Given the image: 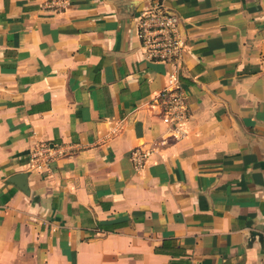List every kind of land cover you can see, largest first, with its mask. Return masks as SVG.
Returning a JSON list of instances; mask_svg holds the SVG:
<instances>
[{
  "label": "crops",
  "instance_id": "1",
  "mask_svg": "<svg viewBox=\"0 0 264 264\" xmlns=\"http://www.w3.org/2000/svg\"><path fill=\"white\" fill-rule=\"evenodd\" d=\"M48 1L0 0V264H264V0H162L189 110L168 143L170 67L137 36L152 0ZM40 142L65 151L47 173Z\"/></svg>",
  "mask_w": 264,
  "mask_h": 264
},
{
  "label": "built area",
  "instance_id": "2",
  "mask_svg": "<svg viewBox=\"0 0 264 264\" xmlns=\"http://www.w3.org/2000/svg\"><path fill=\"white\" fill-rule=\"evenodd\" d=\"M65 0H50L46 8L54 12L64 9ZM137 36L141 48L150 60L165 63L170 67L167 86L157 94L161 120L166 127L164 143L178 142L185 137L184 126L189 118L186 96L179 82L181 62L186 50V42L178 29L175 13L164 6L162 0H152L137 16ZM115 132V131H113ZM152 146H138L130 152V162L134 171H140L153 154ZM65 156L64 148L40 142L29 150L27 168L31 172L47 173L58 158Z\"/></svg>",
  "mask_w": 264,
  "mask_h": 264
},
{
  "label": "water",
  "instance_id": "3",
  "mask_svg": "<svg viewBox=\"0 0 264 264\" xmlns=\"http://www.w3.org/2000/svg\"><path fill=\"white\" fill-rule=\"evenodd\" d=\"M26 177H27V174H25V173H20V174H16V175H14V176H12L11 178H10V182L11 183H14V184H16V185H18V187L22 190V191H26V190H24V186H25V179H26ZM23 185V186H22Z\"/></svg>",
  "mask_w": 264,
  "mask_h": 264
}]
</instances>
